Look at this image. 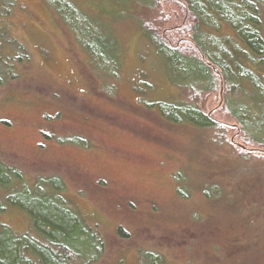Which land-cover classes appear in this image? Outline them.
Listing matches in <instances>:
<instances>
[{
	"label": "rangeland",
	"instance_id": "1",
	"mask_svg": "<svg viewBox=\"0 0 264 264\" xmlns=\"http://www.w3.org/2000/svg\"><path fill=\"white\" fill-rule=\"evenodd\" d=\"M76 1L104 33L111 34L102 46L106 50L114 46L112 58L95 61L84 46L82 31L65 26L44 0H4L13 5L5 21L26 44L30 58L17 63V80L0 86V163L16 170L6 183L11 189L0 184V222L17 232L30 229L33 218L7 201L26 188L61 201L99 231L105 251L93 264H148L143 252L149 249L162 253L166 264H207L213 252L228 259L234 256L226 249L227 235L211 222L209 227L205 223L204 230L219 250L213 246L206 248L209 251L198 247L195 253L186 249L191 216L199 212L209 217L212 212L199 186L208 180V185L225 190L223 179L227 176L229 181L233 174L219 172L216 180L210 176L212 168L222 169L224 163L229 170V160L220 148L212 154L207 129L187 119L176 124L165 118L166 106L184 97L179 85L185 76L167 68L140 28V15L149 7L140 8L141 0ZM157 3L150 14L164 22L157 35L167 36L163 30L175 29L178 23L185 26L187 11L184 16L180 6L168 0ZM213 13L219 23L212 20L211 26L202 27L211 55L231 62L247 59L248 47L239 30ZM246 67L253 69L250 63ZM258 73L264 90V73L260 69ZM246 81L251 92V87L261 88ZM235 91L236 102H246L245 94ZM226 96L220 75L218 89L188 99H195L204 114L236 125L237 120L225 113ZM235 130L229 129L228 139L235 137ZM234 139L236 145L243 143ZM18 172L23 175L21 183L14 178ZM185 174L193 180L190 195L181 199L179 175ZM211 193L217 194L213 188ZM234 235L235 241L242 242L243 237ZM258 246L253 262L264 264V242Z\"/></svg>",
	"mask_w": 264,
	"mask_h": 264
},
{
	"label": "trees",
	"instance_id": "2",
	"mask_svg": "<svg viewBox=\"0 0 264 264\" xmlns=\"http://www.w3.org/2000/svg\"><path fill=\"white\" fill-rule=\"evenodd\" d=\"M141 1L143 3L140 8L146 7L148 10L149 7V11L140 15V28L147 33L167 68L176 75L185 76V80L179 85L184 97L166 106L168 111L165 118L167 121L175 120L171 123L176 124L187 119L200 129H207L212 141L209 144V148L213 149V152L210 150L212 154L217 153L214 150L220 148L227 160H231V163L227 162L229 170L223 162L222 169L215 167L210 173L216 180L217 173L227 175V171H231L233 177L229 181L227 176L223 179L225 190L210 185L211 183L209 186L208 180L207 184L199 186L201 189H198L202 190L205 199L209 201L207 209L210 208L212 212L209 217L199 212L191 216L186 249L195 253L198 247L200 251L201 247L209 251L206 248L213 246L215 250H219L212 235L207 237L204 230L205 223L209 227L211 222L215 230L227 235L226 249L234 256L229 255L231 258L228 259L221 252L218 256L213 252V256L205 261L207 264H254L255 253L260 249L258 244L264 242V90L257 77L259 69L264 73V0H245V3L241 0H168L180 6L182 14L187 11L188 18L184 22L185 26L178 23L175 29H164V35L167 36L157 35L164 22L159 23L158 16L153 19L150 15L158 7V0H153L151 4H147L146 0ZM44 2L54 8L51 11L65 26L75 32L76 29L82 31L80 33L86 36L84 46L95 61L105 60V57L112 58L110 51L114 46L110 45L109 50L102 46L104 38L111 34L104 33L98 21L95 22L83 13V8L76 0ZM12 6L4 0L0 3V9L5 11L0 12V86L7 81L17 80V65L28 62L30 58L26 44L11 33L12 25L5 21L11 16ZM249 6L253 9H249ZM213 11L239 30L248 47V50L244 49L251 61L248 58H237L231 62L222 56L211 55L209 48L205 46L202 27L203 24L211 26L212 20L219 23V17ZM189 19L191 23L188 26ZM80 26L83 28L80 29ZM174 35L180 37L174 38ZM249 63L256 70L248 69L246 64ZM220 75L227 93L224 110L237 120L236 125L224 124L210 114H204L195 99H188L191 95L199 97L206 92H214L220 86ZM246 80L261 88L251 87L252 92L249 91ZM235 90L245 94L246 102H236ZM229 129H236L235 132H238L235 137L242 139L243 143L236 145L235 137L228 139ZM13 169L0 163V184L7 189H11L6 184L8 177L16 173ZM237 176L238 180L234 181ZM179 177L182 185L178 187V195L185 199L190 195V181L193 179L187 174ZM14 178L20 182L23 175L18 172ZM212 188L217 194L211 193ZM7 201L10 205H18L24 209L33 218V225L27 231L17 232L0 222V264H93L102 258L105 245L99 231L87 224L77 212L62 205L61 201L50 200L26 188L11 194ZM223 216L228 220L220 221ZM122 233L123 229H120V234ZM235 233L243 237L242 242L234 240ZM143 253L149 260L148 264H166L163 254L157 250L149 249ZM259 263L260 260L255 264Z\"/></svg>",
	"mask_w": 264,
	"mask_h": 264
}]
</instances>
